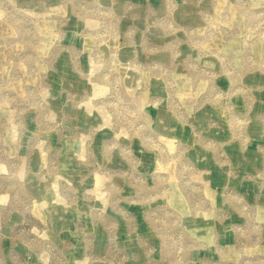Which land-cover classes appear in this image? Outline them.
Wrapping results in <instances>:
<instances>
[{"label": "rangeland", "instance_id": "rangeland-1", "mask_svg": "<svg viewBox=\"0 0 264 264\" xmlns=\"http://www.w3.org/2000/svg\"><path fill=\"white\" fill-rule=\"evenodd\" d=\"M0 264H264V0H0Z\"/></svg>", "mask_w": 264, "mask_h": 264}]
</instances>
